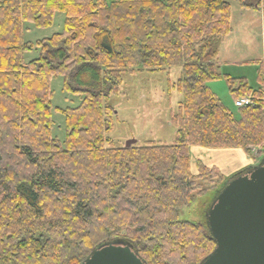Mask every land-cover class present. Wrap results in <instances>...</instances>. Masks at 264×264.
I'll return each mask as SVG.
<instances>
[{
    "label": "trees",
    "instance_id": "16d2710c",
    "mask_svg": "<svg viewBox=\"0 0 264 264\" xmlns=\"http://www.w3.org/2000/svg\"><path fill=\"white\" fill-rule=\"evenodd\" d=\"M230 0H0V264H83L105 245L129 247L143 264H203L216 242L206 222L178 212L223 176L197 163L190 147L240 149L264 160V70L256 86L219 72L221 43L230 35ZM256 8L260 0H235ZM64 14L61 33L22 39ZM39 55L25 63L36 48ZM178 69L169 92L179 95L170 124L173 144L125 148L109 138L116 112L110 99L123 77ZM89 77L73 89L71 78ZM80 98L64 116L63 142L51 135L50 80ZM225 79L233 102L224 107L207 83ZM215 196V198H216Z\"/></svg>",
    "mask_w": 264,
    "mask_h": 264
},
{
    "label": "rangeland",
    "instance_id": "374dc122",
    "mask_svg": "<svg viewBox=\"0 0 264 264\" xmlns=\"http://www.w3.org/2000/svg\"><path fill=\"white\" fill-rule=\"evenodd\" d=\"M229 3L232 13L231 25L236 30L235 36L230 38L228 46L233 50H246V53L241 56V60H244L242 64L234 65L229 62L222 65L219 72L227 74L231 78L244 77L249 86L255 87L257 83V64L260 65L263 60L261 32L249 15L244 14L237 1L230 0ZM63 21L64 14L55 12L52 24L45 28H36L32 23L24 22L22 39L26 43L36 45L38 41L61 33ZM243 29L247 30V32L244 31V34ZM239 31L242 35L238 34ZM38 55L39 50L36 48L26 52L23 60L28 63L36 59ZM177 79V68L170 70L169 76L166 72H156L141 73L134 76L125 75L123 77L121 93L110 99V104L116 112V118L108 136L115 146H121L128 139H135L139 143L149 141L164 145L174 143L177 131L170 122L172 113L176 111L179 95L176 92H170L169 94L167 89L168 80L172 83ZM88 82L89 77L84 73H79L70 80L73 89L85 87ZM207 87L224 107L235 111L233 98L225 79L211 81L207 83ZM50 90L52 92L51 114L53 121L51 135L58 141L63 142L65 135L64 116L59 111L78 106L80 98L73 92L64 89L61 76L51 78ZM197 163L207 167H215L223 176H229L241 171L242 174L251 172L252 169L264 163V160L261 162L256 152L253 153V159L251 160L240 149L236 148L208 149L193 146L190 147V171L193 175L197 173ZM204 188L205 190L201 193L195 192L196 197L191 205L179 210V220L192 223L206 222L209 227L210 210L224 188L217 196L216 193L220 187L209 188L205 186Z\"/></svg>",
    "mask_w": 264,
    "mask_h": 264
},
{
    "label": "water",
    "instance_id": "95a60500",
    "mask_svg": "<svg viewBox=\"0 0 264 264\" xmlns=\"http://www.w3.org/2000/svg\"><path fill=\"white\" fill-rule=\"evenodd\" d=\"M128 139L125 148L136 144ZM215 251L203 264H264V163L224 187L210 210ZM83 264H143L127 246L97 249Z\"/></svg>",
    "mask_w": 264,
    "mask_h": 264
},
{
    "label": "crops",
    "instance_id": "0c3cea01",
    "mask_svg": "<svg viewBox=\"0 0 264 264\" xmlns=\"http://www.w3.org/2000/svg\"><path fill=\"white\" fill-rule=\"evenodd\" d=\"M241 9L243 10L244 14L249 15L251 20H253L258 25V27H259L258 30L261 32V36H262L261 38H262V42H263V44H262L263 60L260 63L262 64L263 70H264V0H263V4H262V0H261L259 6L256 8H241ZM235 30L236 29H234V27L232 26V31H231L230 35L221 43V45L219 47L218 55L216 58V62L219 66V69L221 68L222 65H225L229 62L231 64H234V65H240L244 62V60H241V56L246 53V50H244V51H242L240 49L239 50L238 49L233 50L231 47L228 46V42H229L230 38L235 36ZM238 30H241V29H238ZM245 30L246 29L242 30L243 34H244ZM246 32H247V30H246ZM238 34L242 35L241 31H239ZM238 36L240 37V35H238ZM229 51H230V54H229ZM245 59H247V58H245ZM260 60H261V58H260ZM260 60H258V61H260Z\"/></svg>",
    "mask_w": 264,
    "mask_h": 264
},
{
    "label": "built area",
    "instance_id": "2783aa9c",
    "mask_svg": "<svg viewBox=\"0 0 264 264\" xmlns=\"http://www.w3.org/2000/svg\"><path fill=\"white\" fill-rule=\"evenodd\" d=\"M251 100L248 97H241L239 99H237L236 101H234V106L235 107H245L248 105H251Z\"/></svg>",
    "mask_w": 264,
    "mask_h": 264
}]
</instances>
